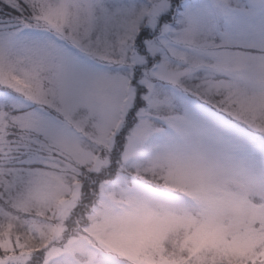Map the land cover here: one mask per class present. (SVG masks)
<instances>
[{"label":"snow or ice","instance_id":"snow-or-ice-1","mask_svg":"<svg viewBox=\"0 0 264 264\" xmlns=\"http://www.w3.org/2000/svg\"><path fill=\"white\" fill-rule=\"evenodd\" d=\"M0 264H264V0H0Z\"/></svg>","mask_w":264,"mask_h":264}]
</instances>
